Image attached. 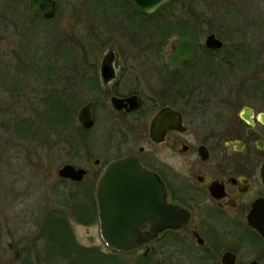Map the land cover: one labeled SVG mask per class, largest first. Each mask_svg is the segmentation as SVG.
Returning <instances> with one entry per match:
<instances>
[{
  "label": "rangeland",
  "instance_id": "374dc122",
  "mask_svg": "<svg viewBox=\"0 0 264 264\" xmlns=\"http://www.w3.org/2000/svg\"><path fill=\"white\" fill-rule=\"evenodd\" d=\"M55 1V17L40 20L31 16L29 0H0V264H67L47 259L46 253L55 252L38 237L53 216H66L76 245L111 252L99 235L94 199L95 150L106 133L95 124L83 131L77 119L80 108L95 101V89L86 83L95 78V49L140 48L150 30L183 20L193 27L189 16L198 12L206 20L201 23L205 31L198 33L201 44L214 33L227 50L243 48L250 61L257 58L264 65V0H221L216 14L207 0H175L147 17L124 0ZM208 1L214 8L217 1ZM55 95L73 104L69 121L51 112ZM66 164L87 170L83 182L59 179L57 171ZM207 248H198L192 238L166 237L151 247L146 260L138 249L121 253V261L219 264L202 259Z\"/></svg>",
  "mask_w": 264,
  "mask_h": 264
},
{
  "label": "flooded vegetation",
  "instance_id": "af4514ba",
  "mask_svg": "<svg viewBox=\"0 0 264 264\" xmlns=\"http://www.w3.org/2000/svg\"><path fill=\"white\" fill-rule=\"evenodd\" d=\"M55 15L31 14L40 20ZM178 30V21L150 30L140 48L95 49V78L86 80L95 87V101L86 104L95 129L106 134L95 150L94 199L106 166L135 157L187 220L139 249L150 252L166 237L182 236L198 248L208 245L205 262L264 264V65L255 54L250 61L243 48L227 50L214 33L221 49H207L194 32ZM184 37L199 45L197 57L172 65Z\"/></svg>",
  "mask_w": 264,
  "mask_h": 264
},
{
  "label": "water",
  "instance_id": "95a60500",
  "mask_svg": "<svg viewBox=\"0 0 264 264\" xmlns=\"http://www.w3.org/2000/svg\"><path fill=\"white\" fill-rule=\"evenodd\" d=\"M143 14H152L170 0H128ZM33 16L44 15L50 19L55 15L53 0H29ZM207 49L218 50L222 41L212 33L205 38ZM199 45L189 37L181 38L171 55L172 65H182L197 57ZM134 99H127V101ZM119 105L120 101L114 100ZM78 122L85 129L93 126L91 104L78 112ZM264 169V168H263ZM264 173V170H263ZM86 170L63 165L57 171L60 179L80 183ZM99 235L107 248L118 253H129L153 241L157 234L166 230H177L187 223L182 221V212L168 205L165 193L156 177L145 171L135 157H126L108 164L99 177L95 192ZM148 227L145 231L144 228ZM148 253V248L144 256Z\"/></svg>",
  "mask_w": 264,
  "mask_h": 264
},
{
  "label": "trees",
  "instance_id": "16d2710c",
  "mask_svg": "<svg viewBox=\"0 0 264 264\" xmlns=\"http://www.w3.org/2000/svg\"><path fill=\"white\" fill-rule=\"evenodd\" d=\"M124 1H127V0H124ZM173 1L175 0H171V3H173ZM204 1L206 2V0ZM215 1H217V3L214 6V8L212 7L210 1L207 0L206 2V7H208L209 10L214 11V12L218 9L223 8V1L221 0H215ZM128 4L131 5L129 2ZM136 13L143 15L140 12H136ZM214 16L211 19H209L208 22H211L212 19L214 20L215 18H217ZM189 18H191L192 20L194 18L195 20V22L193 23V27L191 26L189 20H183L179 22L178 31L180 33L194 32L195 37L198 39L199 35L197 33H200L201 31H205L203 30V27L201 26V23H203V21H206L204 19V15L202 13L200 14L196 12L195 15H192L191 13ZM209 31L211 32V30ZM92 88L95 89V87H92ZM50 100H51V112L55 114L57 118L62 117L63 121H66V119L67 121H69L70 118L72 117L71 116V111H72L71 106L73 104L69 103L68 100H62L59 97V95L53 96L52 99ZM62 181H65V180H62ZM74 214L78 215V212H75ZM82 215L85 216V214H82ZM38 237L44 240L45 246L50 245L53 248V252L55 253L53 254L50 253L49 255L46 253L47 259H50L53 261L62 259V260L67 261V264H122L121 260L125 256L124 254L117 253L112 250H110L111 251L110 253L105 254V253L99 252L98 250L94 248L85 249V248H82L76 245L73 242L71 230L68 225L66 216L65 217H61V216L51 217L50 222L46 221L44 225L42 226V231L39 233ZM140 259L146 260L147 258L141 257Z\"/></svg>",
  "mask_w": 264,
  "mask_h": 264
}]
</instances>
